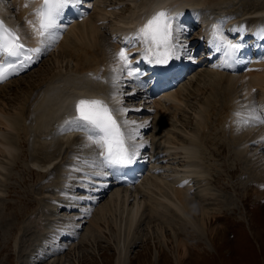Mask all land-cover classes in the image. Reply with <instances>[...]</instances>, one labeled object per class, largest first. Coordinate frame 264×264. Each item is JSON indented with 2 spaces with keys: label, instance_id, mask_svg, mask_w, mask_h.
I'll list each match as a JSON object with an SVG mask.
<instances>
[{
  "label": "bare ground",
  "instance_id": "obj_1",
  "mask_svg": "<svg viewBox=\"0 0 264 264\" xmlns=\"http://www.w3.org/2000/svg\"><path fill=\"white\" fill-rule=\"evenodd\" d=\"M81 1H85L88 7L81 20L59 21L64 36L48 55V64L51 65L46 66L34 81H28L9 95L0 96V178L8 164L16 168L20 159H24L28 163L24 164L27 170L34 169L41 176L55 175L58 184L41 198L50 204L54 217L46 228H49L47 235L26 263L37 264L48 253L56 254L63 246L69 245L66 240H71L80 232L84 237L94 227L99 230L97 221L105 211L114 208L122 218L117 230L119 245L116 247L115 264L127 263L129 248L137 239L131 234L144 219L149 231L157 233L159 245L168 246L169 240L175 244L173 254L176 263L180 264L182 257L179 250L188 255L189 242L188 238L178 237V222L213 241L220 230L215 224L221 210L217 205L233 201L230 195L225 193L226 197H223L222 192L217 194L214 190L213 185L219 182L220 176L211 177L210 167L205 162L206 153L202 152L204 145H210L211 158L220 156L223 144L228 146L232 159L236 158L237 162L235 167L228 164L227 172L232 176L238 169L244 171L250 180L249 185L256 184L253 196L257 200L264 198V124L250 119L252 110L261 116L259 103L264 97L260 94L264 92V63L236 76L207 68L199 69L195 73H198L197 77L195 74L189 76L173 91L143 105H131L124 102L121 96L113 97L120 101V107L129 110L125 114L130 120L135 121L137 126L145 125L138 128V137L149 143L155 161L150 162L149 170L141 181L130 189L109 191L107 201L100 205L107 182L105 178L91 177L93 172L99 171L92 167L97 163L95 145L88 144L84 133L67 130L64 122H58L59 126L55 125V132L50 134V124L62 117L60 111L55 113L57 100L54 99L68 94L77 99L83 92L84 97L104 99L110 106H116L111 97L99 93L107 92L101 79L107 77L106 70L115 67L114 54L122 47L131 54L132 64L135 63V54L142 45L132 40L126 44L122 36L131 37L151 14L148 11L162 3L152 4L150 0ZM40 2L11 0L10 7L6 0H0V20L7 27L18 30L29 47H35L36 41L27 21L34 20L32 13ZM184 4L206 6L218 14L236 12L239 17L250 20L258 19L256 16L259 14L264 15V0H184ZM198 22L204 25L203 19ZM110 34H114L118 41L110 42ZM27 76L1 85L0 92ZM94 76L100 79H93ZM119 78L117 89L125 81L121 74ZM87 83L95 90L90 87L92 91L89 92L81 87ZM193 94H198L202 100L196 103L193 126L187 122L178 126ZM237 113L240 115L237 116ZM69 116L66 109L65 120ZM245 119H249V123L245 124ZM161 160L167 162L160 164ZM240 162L242 165H239ZM86 177H91V180H86ZM152 219L158 222L150 230ZM165 229L172 235H168ZM170 236L171 239L168 238ZM160 256L167 258L163 250Z\"/></svg>",
  "mask_w": 264,
  "mask_h": 264
},
{
  "label": "rangeland",
  "instance_id": "obj_2",
  "mask_svg": "<svg viewBox=\"0 0 264 264\" xmlns=\"http://www.w3.org/2000/svg\"><path fill=\"white\" fill-rule=\"evenodd\" d=\"M48 58L43 60L40 66L35 67V70L32 69L31 71L34 70L32 74L28 72L27 78L25 77L1 90L0 96L9 95L11 91L20 89L21 85L24 86L28 81H34L38 75L40 76L44 72L43 69L46 66L51 65L48 64L50 61ZM195 75L197 77L198 73ZM200 98L198 94H193L192 100L188 101V107L180 116L178 126H182L186 122L193 126V112L196 110L197 104L202 101ZM222 140L224 141V138ZM203 147L202 152L206 153L205 162L211 168H209L211 171L208 170L211 177L220 176L219 182L213 185L214 190L217 194L223 193V197H226L225 193L227 196L230 195V199L233 201L223 204L224 206L217 205L221 207V210H219L220 216L215 224L219 225L220 230L213 241L209 237L204 238V236L196 234L188 225L186 227L185 224L178 222L176 225V227L178 226L177 231H180L178 237L188 238L186 240L189 242L188 255H183V250H179V255L182 257L180 264H264V202H261V205H254L259 202L256 196H253L256 184L249 185L250 180L241 169L240 171L238 169L232 176L227 172L226 167L229 165L235 167L237 162L236 158L232 159V153L228 146L223 144L220 147V156H215V158L212 156L213 159L209 155L208 147L210 145ZM19 164L16 168L8 164L0 178V193L3 194L0 195V264H25L26 260L31 258L39 247L42 238L47 235L46 232L49 228L47 230L46 228L54 217V211L50 204L48 205V202L41 198L49 192L48 190L52 191L53 188L58 187L55 175L54 177L53 175H51L52 177L41 176L34 169L27 170L24 164L28 165V163L24 159H20ZM239 165H242L241 162ZM244 182H247L246 186ZM107 199L108 195L104 196L100 205ZM3 217L5 220L9 219L4 222ZM121 219L118 210L108 209L97 221L99 230L94 227V230L86 233L85 238L80 235V232L71 240H66V244L69 245L63 246L56 254L48 255L50 254L48 253L39 263L64 264L71 261V264H115L116 247L119 245L117 230ZM152 220L150 221V230L154 229L152 226L158 222ZM211 224L214 225V222L212 221ZM147 226L146 219H144L139 228L133 230L135 234L132 233L131 236L137 239L134 245L132 243L129 248L126 264H177L173 254V249H176L175 244L169 240L168 246H164L162 243L159 245L157 233L150 232ZM165 231L169 232L168 229ZM168 235L172 234L168 233ZM168 238L171 239V236ZM161 250L164 251L167 258L160 256ZM57 259L59 260L57 261Z\"/></svg>",
  "mask_w": 264,
  "mask_h": 264
},
{
  "label": "snow or ice",
  "instance_id": "obj_3",
  "mask_svg": "<svg viewBox=\"0 0 264 264\" xmlns=\"http://www.w3.org/2000/svg\"><path fill=\"white\" fill-rule=\"evenodd\" d=\"M79 3L80 0H41L33 10L34 20L27 21L36 41L35 47H28L18 34V30L7 27L0 20V82L18 75L39 60L59 38L58 30L61 27L59 21L65 10ZM180 15L173 13L171 9L155 11L131 37L126 39L137 41L142 45V60L149 64L166 66L173 59H180V49L183 47L179 41V33L182 29L177 23ZM212 28L211 43L217 52L223 51L224 54L221 66L232 67L238 62L236 54L243 47L242 42L228 41L220 34L218 25L214 24ZM130 55L125 48H120L114 54L116 63L112 71L121 73L126 71L128 77H138L140 73L133 69ZM89 76L92 74L89 73ZM93 79L100 77L94 76ZM113 99L116 106H110L106 100L100 98L76 99L72 103L74 114L64 121L67 130L84 133L88 144L95 145L100 150L98 162L92 165L100 170L93 172L91 177L102 179L108 175L103 170L105 168L131 165L137 158L138 149L144 146L143 143L136 144L134 141L139 135L138 128L145 125L141 124L137 128L130 129L129 125L135 124V121L118 119V115L122 116L129 110L120 107V101ZM236 115L239 116L240 113ZM250 119L264 123V117L255 114V110L250 113ZM243 122L247 124L249 119ZM91 177L85 179L90 181Z\"/></svg>",
  "mask_w": 264,
  "mask_h": 264
}]
</instances>
